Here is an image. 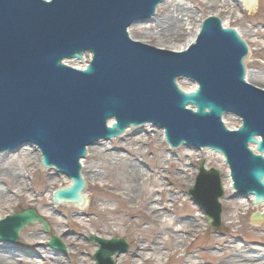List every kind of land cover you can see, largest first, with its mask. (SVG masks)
Masks as SVG:
<instances>
[{
    "label": "water",
    "instance_id": "95a60500",
    "mask_svg": "<svg viewBox=\"0 0 264 264\" xmlns=\"http://www.w3.org/2000/svg\"><path fill=\"white\" fill-rule=\"evenodd\" d=\"M164 1L0 0V154L36 145L44 167L72 180L60 185L55 203L82 206L87 147L146 123L164 130L173 149L223 155L236 190L230 198L264 202V154L250 149L264 153V90L246 82L249 48L214 16L179 53L131 39L129 27L148 23ZM71 59L72 67L63 64ZM190 194L220 228L221 173L202 162ZM36 223L50 236L49 247L66 255L33 210L0 221V239L15 243ZM89 240L99 246L96 264H116L113 255L129 250L123 239Z\"/></svg>",
    "mask_w": 264,
    "mask_h": 264
},
{
    "label": "bare ground",
    "instance_id": "6f19581e",
    "mask_svg": "<svg viewBox=\"0 0 264 264\" xmlns=\"http://www.w3.org/2000/svg\"><path fill=\"white\" fill-rule=\"evenodd\" d=\"M199 0H190V2H195ZM210 3H207V6H210L212 9L219 10L225 13L229 19L237 18V11L240 10L241 0L222 1V0H208ZM255 0H243L242 3L245 6L251 4ZM165 6L166 12L164 17L158 18L155 21V27L153 31H146L142 28H139V34L136 32V25L134 24L129 27V35L131 39L138 40L139 42L144 43V41L138 37L144 38H155V41L159 44H169L174 45L179 42L178 45L170 47L171 51L179 52L180 50H185L192 43H195L200 25L193 29L194 17L186 12L185 10L188 7V4L183 3L180 0H165L159 7V9ZM184 8V9H183ZM236 14V15H235ZM221 19V18H220ZM155 20V17L152 18ZM225 27H230L228 20L221 19ZM239 32V31H238ZM188 33L189 35L185 38L182 37L183 34ZM264 37V33L261 35ZM181 42V43H180ZM249 46V45H248ZM250 48V47H249ZM251 52V49H250ZM249 52V54H250ZM247 81L249 84H264V77L262 75L247 73ZM257 86V85H255ZM260 89L264 90L263 87L257 86ZM162 131V130H161ZM137 132L128 129L125 134L121 137L122 141L125 142V145L120 144L119 147L112 149L109 147L107 142H99L96 145H93L88 148L86 157L82 160V176L85 182L87 183V189L83 192V204L82 206L76 204L63 203L62 206L73 208L72 216L69 218L65 216V221L60 220V214L62 213L61 205L53 203V194L60 188V185L71 183L72 180L62 174L58 175L57 170L54 168L44 169L47 173L46 178L44 179V184L42 188L36 190L33 188L32 184L29 182V175H32V163H37L41 165V155L38 151L34 149H26L28 146H23L19 149L18 152L10 154L8 152L0 155V212H6V215L9 213L15 212L16 208L26 205L28 209H33L38 215H40L47 223L50 221L54 222L55 226L62 234H69L65 231L66 227H71L73 229L72 236L65 238L62 242H68L70 245L76 247L80 236L79 231L83 230V239L86 237L87 230L84 227L85 221H90L93 211H89L87 206L91 202H95L94 197L90 194L89 184L96 188L98 185L108 191L109 189L118 190L119 193L113 195V199L117 201V204L121 208H126L127 216L130 218H137L142 222L136 225L137 228L143 231V234L135 239L134 243L136 244V249L126 256L117 257L116 264H159L161 263L166 256L172 257V260L169 261L171 264H198L193 257V253H186V255H181L177 252L171 250V241L170 239L163 240L164 233H174V240L179 242V245H183L187 241V237L192 236L190 234H195L202 229V216L195 217L191 214L186 217H179L177 221L169 220L170 211L168 206H165L164 203H168L167 199L162 198V195L165 193V189H161L159 185L154 187L159 188L158 193H161L160 200L156 199L154 194L149 190H146V181L144 169L140 164L135 162V159L140 157L139 154H133L131 151L135 152L136 149H133L132 146H141L144 145L147 141V136L149 134L144 132L143 135H136ZM146 133V134H145ZM163 139V136H162ZM170 149H173L169 147ZM194 150V149H191ZM126 152V155L122 152ZM201 159L206 163L204 168L207 171L214 169L221 173V185L224 191V195H229L234 191L232 188V179L230 177V172L228 169L223 171L222 168H211V156H217V159H221L223 162L226 161L224 157L220 154L215 153L212 150L201 149ZM198 151V152H200ZM215 153V154H214ZM30 157H28L27 155ZM144 157V156H142ZM21 159V166L15 164L18 159ZM27 160V164L24 162ZM19 161V160H18ZM204 163V162H203ZM228 168V167H227ZM120 170L121 181L118 184H114L115 187L108 184L105 181V177L109 174V170ZM180 170L177 179L183 178L186 175L187 167H182ZM184 170V171H183ZM44 171V172H45ZM165 170L161 167L156 169L152 176L159 175L163 176ZM200 173V165L198 168V174ZM197 174V176H198ZM151 175L148 176L149 180ZM196 176V179H197ZM196 184V181H195ZM195 184L192 186L194 187ZM190 187L188 190V196L191 201L199 206L203 211V214L206 217V211L201 205L200 200H193L190 194ZM175 192L172 193L171 201L174 203L176 201ZM254 195H250L247 198L237 199L235 202L238 212H247L249 213L252 210V205L255 208L261 209L262 218H264V203L256 204ZM235 198V197H234ZM135 203H140V206L137 208H131L130 205ZM108 202L102 201V207L105 209ZM173 206V205H172ZM230 211L233 209L232 204H228ZM107 209V208H106ZM175 213V212H174ZM3 217H0L2 220ZM255 216L254 219H260ZM207 220V217H206ZM224 220L227 222V226H235V222L232 220L230 214H224ZM132 220H130L131 226ZM208 224L209 221L207 220ZM115 223V221H113ZM148 224L153 225L154 228H157L158 231L153 234H148V229L144 228V225ZM211 225V224H210ZM222 225V221H221ZM212 226V225H211ZM214 227V226H212ZM221 227V226H220ZM215 228V227H214ZM102 229V228H101ZM116 229V226L110 227L108 231ZM219 229V228H215ZM259 235V242L246 240L244 244H239L236 240L225 241L222 236V239H219V243H213L205 250V256H208V260H212L208 263L210 264H264V249L259 248V245L264 247V222L261 225H258L257 229ZM102 231V230H99ZM105 231V230H104ZM150 231V230H149ZM183 233L184 235H181ZM160 235V236H158ZM24 242L27 244V253L24 251H14L10 248H3L0 250V264H67L61 257H55L52 252L44 249V241H48V237L44 236L40 229V224H34L23 234ZM99 238H103V234L95 235ZM111 235L108 233L106 237ZM108 237V238H109ZM104 238L105 240H110ZM149 238V239H147ZM236 238V236H232ZM142 240H145V243L142 244ZM164 249H167L168 252L165 253ZM186 251V250H185ZM37 255H40L42 259L38 260ZM214 256L216 260L213 261ZM88 255H83L82 264H87ZM188 258V259H187Z\"/></svg>",
    "mask_w": 264,
    "mask_h": 264
},
{
    "label": "rangeland",
    "instance_id": "374dc122",
    "mask_svg": "<svg viewBox=\"0 0 264 264\" xmlns=\"http://www.w3.org/2000/svg\"><path fill=\"white\" fill-rule=\"evenodd\" d=\"M180 1L188 4V7L185 11H188V13L194 17L192 25L194 30L201 24L205 17H208L210 15H215L223 20H228V24L230 25V27L235 28L239 31L242 38L247 42L251 49L246 62L248 72L262 75L264 77V37L261 36L262 33H264V0L252 1L248 6H245V4L242 3L243 0H241L242 2L240 4L242 8L237 11V18L233 17L231 19H229L225 13L221 12L220 9L215 10L210 6H207L206 4L210 3L208 0H199L195 2H190V0ZM224 1H230L231 3L234 2L233 0ZM166 10V7L162 6L160 9H158L155 20H151L146 24L136 25L135 27L137 29L136 32H133V35L134 33L139 34V28H142L146 31H153L156 19H163L162 17H164ZM188 35V33H185L182 35V37L185 38ZM135 37L142 39L146 44L154 45L157 48L168 50H171L170 47L172 48V46L179 44V42L175 43L174 45L159 44L155 41V38H144L139 36ZM255 85L264 88V84ZM131 130L140 131L137 132L136 135H143L144 132H147L149 134V137L147 136V141L145 142V144L141 145L140 147L132 146L133 149L136 150L135 152H131L133 154L140 155V157L138 156V158L135 159V162L140 164L144 169L145 174H147V176L145 177V181L147 182L146 190H149L152 194H154L155 198L158 200H160L161 198V193H158L160 189L157 188L158 186H154L159 185L161 189L164 188L166 190L164 195H162V198L167 199L168 203H164V205L168 206L169 210H171L168 219L177 221V218L186 217L189 214H191V216L200 218L202 216V229L197 233V235L190 234L192 236H184L187 237V241L183 245V247L179 245V242L173 239L174 233H164V235L162 236L163 240L165 241L167 239H170L171 250L173 252L178 251V253L181 255H186L187 252H191L193 253L191 257H193V259H195L198 264H210L208 262L212 260H208L209 257L205 256V250L208 249V247L213 243H219V241H221L219 239H222V236L224 235H226L223 238L225 241L236 240L239 244L242 245L246 240L259 242V235L256 229L258 225H261L264 222V218H262L263 216L261 214V209L255 208V206L252 205V210L249 213L245 211L238 212V208L235 205L237 199L234 197L230 198V196L226 195L225 193L224 197L220 201L223 210L222 225L219 229H215L210 224H208L201 208L195 205L189 198L188 190L195 184L199 165L202 162H204V164L206 163L200 158L202 151L198 152L188 149L184 146L178 149H170L169 146L165 143L164 138L162 139L163 131L156 128L152 123L137 128H131ZM101 142H107L109 144V147L112 149L119 147L120 144L125 145V142L122 141L121 137L115 138L111 141ZM29 147L30 149H34L35 151L39 152L38 148L35 146H28L26 147V149H29ZM122 154L126 155V152L123 151ZM217 156L213 155L211 156V160H208L211 161V166H209V169H218L220 167L223 171H226V169H228L227 165L221 159H217ZM18 160L15 164L21 166V159L19 158ZM24 162L27 164V160H24ZM159 167L165 170L163 172V176H152L156 169H158ZM182 167H187V171H185L186 175H184L183 178L179 180L177 179V175L180 170L177 169H181ZM30 169H32V175H29V182L30 184H32L34 189L39 190L44 184V179L46 178L47 173L44 168H42V166L38 165L37 163H32ZM120 173L122 174L120 170H109L110 175H107L104 180L107 181L108 184H111V186L115 187L114 184H118L121 181ZM150 175L152 177H150L149 180L148 176ZM89 187L91 191L90 194L92 195V197H94L95 202H91L87 206L89 211H93V215L91 216L89 222L85 221L84 223V227L87 230L86 237L83 239V230L79 231L80 236L78 237L79 241L76 244V247L70 245L68 242H65L64 245L67 249V255H61L56 250H53L51 247H49L50 237L44 232L42 226L40 225V229L43 235L49 238L48 241H44V249L52 252L55 257H61L67 264H82L83 255H88L87 264H96L94 254L98 250V246L95 243L89 241V238L91 235H97L100 233L103 234V238H108L109 236H106L109 233L111 236L108 239H124L129 244V251L125 254H121L120 256L127 255L128 257V254L130 256V253H132L136 249V244L134 243V241L136 240H134V238L138 239L145 231H140L141 229L136 227V225H139L142 221L137 218L128 217L127 211H125L126 208H121L117 204V201L113 199V195L119 193L118 190L109 189L108 191H106V188L102 189L99 185L98 187L93 188L90 184ZM173 192H175V196L177 197L174 203H172L171 201ZM102 201L108 202L106 207L107 209H104L102 207ZM228 204L233 205V209L231 211L230 208H228ZM139 206L140 203L130 205L131 208H137ZM27 209L28 207L26 205H23L19 208H16L15 212L9 213L7 215L6 212L2 211L0 212V217H3L2 219H4L9 215L22 213ZM61 210L62 213L60 214V220L65 221L64 215L70 218L74 209L62 206ZM224 214L231 215L232 220L235 222L234 227L227 226V222L224 220ZM257 215H261V218L259 220L254 219V217ZM130 220L133 221L132 224L134 226H131ZM113 221H115V223H113ZM31 226L33 225L28 226L20 233L19 240L14 244L5 243L0 240V250L3 248H10L14 251H24V253H27V244L24 242L23 234ZM49 226L51 227L52 234L59 237L61 241L67 238L68 235L72 236L73 229L70 226L66 227L65 229L66 232L70 231L67 232L69 233L68 235L66 233L62 234L52 221L49 222ZM113 226H116V229H114V231L112 229L110 231L107 230ZM144 228L146 230L148 229L147 233L150 235L158 231V229L154 228L153 225L149 226L148 224H145ZM180 234L184 235L183 233ZM232 236H236V238H232ZM141 242L143 244L145 243V240H142ZM258 247L264 249L262 245H259ZM164 252L167 253L168 250L164 249ZM117 257L119 256H113L115 261H117ZM37 259L40 260L42 259V257L40 255H37ZM171 260L172 257L170 258L166 256L165 259L159 264H171V262L169 263V261ZM214 260H216L215 256L213 261Z\"/></svg>",
    "mask_w": 264,
    "mask_h": 264
}]
</instances>
